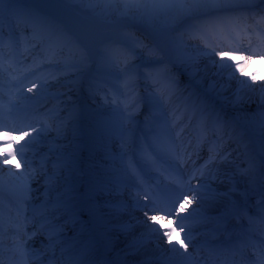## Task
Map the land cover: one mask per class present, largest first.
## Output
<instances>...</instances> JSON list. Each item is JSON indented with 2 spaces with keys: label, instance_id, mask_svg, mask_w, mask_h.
Instances as JSON below:
<instances>
[{
  "label": "bare ground",
  "instance_id": "6f19581e",
  "mask_svg": "<svg viewBox=\"0 0 264 264\" xmlns=\"http://www.w3.org/2000/svg\"><path fill=\"white\" fill-rule=\"evenodd\" d=\"M19 1L5 0V9L14 5L16 9L12 7V15L9 16L8 10L0 13V35L7 34L8 37L16 39L17 44L11 45L10 50L19 51L17 47L25 48L27 46L32 48L25 51L26 61L28 65L37 62V67H30L29 70H26L30 78L21 84H18V79L14 78L6 80L3 85L0 82V101L5 102V105L0 107V111L3 112L5 117L9 118L8 113L12 110V106L15 105V116H17L16 119L12 118V128L2 130L0 133L10 132L12 135H17L19 130L31 131L32 127L40 128L41 126H45L46 131L42 133L41 138L33 145L32 149L25 150L31 163L30 171L34 174L36 172L39 173L34 181L30 182L29 190L25 191L19 182L0 183V224L9 222L5 216L12 214L6 208L4 201L17 211V217H13L14 224L17 226L22 224L23 227L28 224L32 228L30 231L25 230L23 232H17L18 229H16V232L8 237L4 232L0 234L1 249L11 253L10 250L15 241L19 240L25 245L26 251L36 252L37 248H45L49 244L50 230L53 227L60 226L64 228V231L60 233V237L64 242L68 241V243H71V235L74 232L78 233L80 225L76 224L74 226L71 222L65 223L69 221V217L62 208L57 206V194L63 189L65 182L72 183L78 193L86 191L91 185L97 183L109 184L112 189L111 192L100 191L95 196V200L99 204L101 223L110 226L131 224L132 230L125 234L118 227H114L109 233V237L113 241L111 250L107 249L104 243L100 241L99 232L101 229L98 225L96 227L89 225V229L80 235V239L81 241H97L92 249V258L96 261V264H101V262H104V264H117L118 254L123 257L124 264H130V255H124V252L127 251L125 245L130 236H162L159 225L147 222L144 215L145 211L153 215L159 214L153 213L142 205H135L137 208L135 217L130 214V189L137 194L145 193L150 197H154L153 190L165 191L161 190L160 187V183L163 180H179L191 169L190 162L184 164L174 157L173 146L164 143V140L159 145H155L154 148L156 150V148L160 147L161 152L177 165H175L176 171H172L166 165L162 167L158 164L152 165L150 160L153 158L150 154L139 153L130 143V132L135 128V122L141 121L145 117L147 119L155 118L160 121L166 116L178 114L185 118L186 114L181 109L188 106L193 108V101L197 102V104L210 103V109L205 107L206 111L204 113L206 115L204 120L208 116L212 118L215 117L216 113H220L226 121V123H220L224 130L228 127L231 129H242L248 134L250 142L246 143L248 149L240 158L242 163H246L245 161L248 158H254L256 156L254 149L258 147L260 163L264 165V152L261 151L264 135L261 134L258 128L250 127L245 119V116H250L261 110L259 89L264 84V62H257L255 59L257 55H251L252 59L247 62H243L241 60L242 57L230 60L229 57L231 56L229 55H225L222 59L215 56L209 58L201 55L198 49L214 48L225 52L214 44L205 43L203 48H201L208 38L204 34L207 33L212 36L210 31L202 34L201 37L198 36L195 40L186 37L188 45L185 47L184 52L186 56L192 58V67L189 71L195 72V75L191 77V81H187V77L181 76L180 86L185 90L174 98L173 103L165 109L162 117L160 113L151 107L152 98L149 96L151 92L156 90L153 79L150 77L155 76L162 65L157 63L159 54L145 47L152 40L140 32L139 24L120 29L129 36L131 45L136 49L137 55L127 56L123 53L120 46L114 47L113 57L118 65L115 70L106 71L99 69L95 63L82 61L83 45L89 40L92 33L96 31L95 22L99 19V14L106 5H116L119 0H73L70 9L61 5L60 0H48L56 3L46 1L61 16L52 13L44 15L35 9L33 16L40 18L42 21L39 27L35 26L32 20L33 16L25 26L23 24L24 20L26 21V17L17 18L18 26L12 24L14 15L20 13L25 16L27 13L18 8L17 3ZM254 2L259 7L264 8V4H260L259 0H254ZM32 3L49 9L48 5L41 2V0L39 2L38 0H32ZM238 14L241 17L249 16L248 13ZM64 19L71 23L70 26ZM114 32H116L114 29L108 30L109 35ZM137 40L142 41V43H135ZM210 59L212 61L217 60L216 63L233 66L232 71H235L234 65L238 62L243 64L244 76L240 77L237 73V79L232 82L229 91L223 94L231 97L232 92L239 88L240 94L245 97L242 105L234 108L227 100L221 99L214 91L208 90L209 81L218 79V77L213 75L216 69L212 67ZM69 65L76 66L69 67ZM129 65H135L134 70L127 71ZM222 71L227 72L228 69L224 68ZM253 75L256 77L254 84L249 79ZM199 80H202V83H197ZM240 80H247V84L251 85L252 88H256L257 91L250 92L247 87L239 84ZM33 83L38 85L45 83L46 87L42 90L33 89V93H28L27 88L31 87ZM47 85H50V87H47ZM13 86L15 87L14 90L12 89ZM38 91L43 95L40 104H31L20 100L21 95L30 96ZM197 92L201 94L196 96ZM4 93L8 94L7 98L4 97ZM190 94L191 96L189 97ZM249 97L250 99H248ZM137 101H139V104L136 103ZM185 102L190 105H186ZM116 103H119L121 111H124L125 108L131 109L130 113H125L132 116V122L127 125L130 131L127 134L126 147L122 145L119 137L112 136L109 138L100 126L102 121L113 118V109L116 107ZM36 105H42L41 109H46L50 112H44L36 120L28 121L29 111ZM144 107L147 108V112ZM157 126V123L153 125L154 128ZM59 129H62L60 134H58ZM23 143H27V140L21 142V144ZM3 147V145H0V151L3 150ZM20 147L21 145H16L15 150H19ZM73 150L76 153L77 171L71 177H67V173H62L61 176L54 180L48 179V177L53 176L55 171L52 160H48L47 164L36 166L39 169L34 171L33 165L40 164L43 156L58 158L61 152L68 153ZM132 151H134L136 163H131L133 155L125 156L124 164L128 169L126 178L110 173V169L120 166L119 157L121 154L123 152L132 154ZM106 153H110L112 159H109ZM137 165H141V167L138 168ZM158 167L160 168L158 169ZM141 168L143 172L140 171ZM21 170H23V165ZM5 171L7 169L3 165L2 158H0V176H3ZM13 171L15 170L13 169ZM220 176L226 183L216 184L228 190L236 188L234 186L236 185L237 196L236 198L230 196V201L228 199L211 200L214 204L213 206H210L206 201L204 202L202 206L205 209L203 211L207 220L210 221L204 226L210 228H215L219 221L226 224H235L241 217L245 216V213L235 208V205H240L239 201L242 197L243 188L245 190H248V188L244 187L241 182L236 183V180L230 183V174L228 172L221 173L218 177ZM137 184L141 185V190L138 189ZM243 184L248 185L250 182L248 179H244ZM215 189L219 190L218 188ZM105 201L118 205V209L105 207ZM226 209H236L237 211H225ZM19 213H21V217H18ZM83 219L86 220L87 217L85 216ZM169 219L175 220L176 217L172 214ZM181 225L185 227V221H182ZM200 226L202 227L203 225ZM151 229L156 231L153 232ZM196 232H200V230H196ZM13 237H16L15 241H13ZM149 244L146 248L140 246L139 251L133 256L143 258L152 252L159 251L160 248H165L169 253V247H171L164 240H153ZM58 249L59 246L56 248L57 257L59 256ZM48 258H52L51 252ZM30 264L36 263L31 262Z\"/></svg>",
  "mask_w": 264,
  "mask_h": 264
},
{
  "label": "snow or ice",
  "instance_id": "6c2138e0",
  "mask_svg": "<svg viewBox=\"0 0 264 264\" xmlns=\"http://www.w3.org/2000/svg\"><path fill=\"white\" fill-rule=\"evenodd\" d=\"M73 0H60L61 5L68 7L72 4ZM260 4H264V0H259ZM5 0H0V13L4 10L11 11L10 6L5 9ZM252 13L251 19L260 16L264 21V8L259 7L254 0H119L116 5H106L102 12L99 14V19L96 23V31L83 45L82 61H88L97 64L99 69L106 71L115 70L118 65L115 63L113 57V48L120 46L123 53L127 56L137 55L136 49L129 43L125 42L122 37L113 38L108 34L109 29L120 30L132 25H143L145 30L152 35V41L145 47L153 50L159 54L157 63L162 65L158 69L155 76H151L156 86V90L150 93L152 98L151 107L161 114L163 117L165 109L173 103L174 98L181 93L182 87L180 86L181 76L191 79L195 72H190L192 67V58L185 55L184 49L188 45V40L185 38L195 40L199 35H202L209 30H214L217 27L226 26L234 19L235 14ZM239 18V17H235ZM32 20L35 26L39 27L41 19L33 16ZM135 43H142V41H135ZM201 55L211 58L212 56L223 58L225 52L216 49L203 48L198 49ZM259 55L264 58V50ZM230 60L237 59L232 56ZM252 59V56H244L241 58L243 62ZM212 67L216 69L213 75L218 79L209 81L208 90L214 91L221 99L227 100L234 108L242 105L245 97L240 94L239 88L234 90L231 97L224 96L231 88L232 82L237 79V73L240 77L244 76V66L238 62L234 65L235 71H232L233 66L224 63H216L217 60L210 59ZM76 65H69L75 67ZM135 65H129L127 71L134 70ZM227 68L228 71L224 72L222 69ZM249 79L256 82L255 75ZM202 83V80L197 81ZM239 84L244 85L250 92H256V88H252L247 84V80H240ZM45 83L39 85L33 83L31 87L27 88L28 93H33V89H44ZM50 87V85H47ZM260 104L261 110L250 116H245L248 124L252 128H258L262 135H264V84L260 89ZM191 94L189 95V97ZM43 99L41 92H37L30 96H20V100L26 101L31 104H40ZM250 99V97L248 98ZM139 104V101L136 102ZM135 106V105H134ZM192 107L198 108L201 112L206 111L203 103L197 104L193 101ZM131 109L125 108L124 111L120 110L119 103L113 109L114 116L112 119L101 122V127L104 133L110 138L117 136L121 140L123 146L127 145V134L130 129L128 124L132 122V116L126 115L130 113ZM16 106H12V110L8 113L9 118H15ZM217 123H226L220 113H216L214 117ZM148 131L151 136L143 138L142 147L137 150L142 153H148L154 159L150 160L152 165L167 164L168 168L176 171V166L171 161L163 159L154 148L162 141V137L167 135V122L160 120L158 126L153 128L152 121H148ZM46 131L45 126L40 128L32 127L29 130H19L17 135H12L10 132L0 133V145H3V150L0 151V158H2L3 165L7 169L0 176V183H13L19 182L21 187L27 191L29 190L30 182L34 181L36 175L30 171L31 163L28 160L26 149H32L38 139L41 138L42 133ZM62 129L58 130V134ZM27 140V143L21 142ZM16 145H21L19 150H15ZM264 152V148L261 149ZM109 159H112L110 153H106ZM127 155H133L131 163L135 164L134 154L123 152L119 157L120 166L110 169V173L126 178L127 167L124 164V158ZM184 164L189 163L184 159L183 155L177 153ZM214 163L205 164L203 167L196 168L191 175L184 174L182 183L186 190L174 191L176 196V206L170 210L174 212L176 219H168L164 215H153L145 211L147 222L159 225V230L162 231L164 241L170 245L168 254H163L158 258L146 257L140 261L139 264H230L227 252H216L214 250H207L203 246H198L192 243L195 239L193 236L192 227H184L181 225L182 221H190L192 223L206 220L202 205L206 200L228 199L230 201V192L235 191L232 188L230 192H218L212 185L217 181L219 173V165L232 163L231 153L220 154L209 158ZM247 168L239 169L241 174L250 178V182L255 185L257 182L256 176V161L254 158H248L246 161ZM47 164V161H44ZM194 163V161L192 162ZM23 165V170L22 169ZM10 166V167H9ZM139 168V165H137ZM54 174L48 177L50 180L61 176L62 173H67V177H71L76 171V153L71 151L68 153L61 152L56 161L53 162ZM13 169L15 171H13ZM46 171V170H45ZM143 172V169H140ZM199 173V174H197ZM264 181V177L260 178ZM197 183L193 186L192 181ZM111 192L112 189L109 184H94L91 185L86 191L78 193L75 186L70 182H65L63 189L57 194V206L62 208L64 213L68 215L69 221L74 226L80 225L78 233L72 238V242L65 244L64 240L60 237V233L64 231L62 226L53 227L49 233V244L45 246L44 252H29L25 250V245L17 240L11 248V256L9 257V264H30L33 257H36V264H42V257L45 253L51 252L52 258L49 259L48 264H96L92 258V249L95 247L96 240L80 241L79 236L89 229V225L101 229L99 232V239L109 250L112 248L113 241L109 237V233L114 227L127 234L132 225L110 226L101 223L99 215V204L95 200L97 192ZM146 203L143 207H147L150 203L149 197H144ZM82 201V203H81ZM260 211L264 213V193H261ZM104 206L110 209H118V205L112 204L110 201H105ZM225 211L236 212V209H226ZM87 219H83V217ZM167 220V223L162 221ZM148 226V225H147ZM155 232V229H151ZM142 241L133 239L129 241L125 247L127 251L124 255H135L141 246ZM175 245V246H173ZM59 246V256H56V248ZM191 247L192 251H189ZM117 264H124L123 257L118 254ZM221 257L223 259L221 260ZM254 259L248 261L247 264H264V246L259 247L254 253ZM0 264H4L0 260ZM104 264V262H101Z\"/></svg>",
  "mask_w": 264,
  "mask_h": 264
},
{
  "label": "rangeland",
  "instance_id": "374dc122",
  "mask_svg": "<svg viewBox=\"0 0 264 264\" xmlns=\"http://www.w3.org/2000/svg\"><path fill=\"white\" fill-rule=\"evenodd\" d=\"M42 1V0H41ZM38 2H39V0H38ZM51 3H54V2H51ZM54 4H56V3H54ZM58 5V4H57ZM39 9V11L41 12V13H43L44 15H50V14H48V13H46V10L45 9H42L41 7H38ZM49 19H50V17H49ZM65 20V19H64ZM66 21V23L70 26V22L69 21H67V20H65ZM144 26H141V25H138V28L140 29V32L143 34V35H148L149 36V34L147 33V31L145 30V28H143ZM94 33V32H93ZM93 33H92V35H93ZM112 35H113V33H112ZM117 37H122V38H124L125 39V42L126 43H129V44H132L131 42H130V38H129V36L125 33V32H123L122 30H120V31H116V33H115V36H113V38H117ZM150 37V36H149ZM151 39V38H150ZM123 50V49H122ZM133 217H135V216H133Z\"/></svg>",
  "mask_w": 264,
  "mask_h": 264
}]
</instances>
